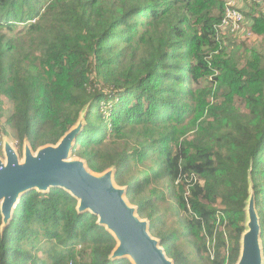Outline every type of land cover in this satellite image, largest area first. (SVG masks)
Segmentation results:
<instances>
[{"label": "trees", "instance_id": "16d2710c", "mask_svg": "<svg viewBox=\"0 0 264 264\" xmlns=\"http://www.w3.org/2000/svg\"><path fill=\"white\" fill-rule=\"evenodd\" d=\"M224 11L221 0H0L1 135L22 156L83 117L72 157L114 171L174 264H237L252 194L264 264V55L242 65L244 44L222 48ZM248 16L264 37V14ZM78 206L52 188L24 194L4 228L0 210V264H133L112 259L117 240Z\"/></svg>", "mask_w": 264, "mask_h": 264}, {"label": "water", "instance_id": "95a60500", "mask_svg": "<svg viewBox=\"0 0 264 264\" xmlns=\"http://www.w3.org/2000/svg\"><path fill=\"white\" fill-rule=\"evenodd\" d=\"M84 118L56 146H45L34 152L28 142L22 157L9 141L3 145L0 158V210L3 228L9 225L20 198L32 191L49 192L61 188L74 196L79 212H91L99 218L118 242L112 259L128 258L133 264H174L159 240L149 232V222L141 219L136 207L126 200V189L114 182V171L91 172L80 159H71L74 144L82 131ZM247 231L242 238L237 264H263L261 228L252 194L248 203Z\"/></svg>", "mask_w": 264, "mask_h": 264}, {"label": "rangeland", "instance_id": "374dc122", "mask_svg": "<svg viewBox=\"0 0 264 264\" xmlns=\"http://www.w3.org/2000/svg\"><path fill=\"white\" fill-rule=\"evenodd\" d=\"M242 12L244 14L245 17V23H244V28L247 30L248 32H251L252 35L250 37L245 36H235L234 34H232L231 32H229L228 30L225 29H221L218 32V35L216 34V40L221 41L222 42V48H224L227 52H230L233 50V46L232 43L237 44L238 46L244 44V48L240 50V52L238 53L239 56V62H241V64L243 65L245 63L246 60H248L250 58V56L252 55V53L254 52H259L261 54L264 55V37H258L256 36L253 31H252V27H251V17L248 16V14H256V15H261L264 14V5L262 6H258L255 4H252L248 1H245L243 3V5L241 6ZM247 14V16H246ZM219 36V37H218ZM199 86H208V83H203L200 84ZM237 105L240 106L239 101L237 100ZM11 108H9L10 111ZM9 111L7 112V115H9ZM5 124L2 122L1 126H4ZM0 131H1V127H0ZM11 133V131H10ZM5 141H9L12 146L17 150V143L14 142L15 140L13 139V136L11 135L10 137H4L1 135L0 133V157L3 158L4 157V153H3V145L5 143ZM18 151V150H17ZM19 153V152H18ZM20 155V154H19ZM21 156V155H20ZM22 157V156H21ZM71 159H77L76 157H72ZM204 183L203 181H200V185L202 186Z\"/></svg>", "mask_w": 264, "mask_h": 264}, {"label": "built area", "instance_id": "2783aa9c", "mask_svg": "<svg viewBox=\"0 0 264 264\" xmlns=\"http://www.w3.org/2000/svg\"><path fill=\"white\" fill-rule=\"evenodd\" d=\"M224 2L225 11L223 18L218 25V32L221 29L228 30L235 36H245L250 37L251 32L247 33V30L244 28L245 17L242 12L241 6L245 1H248L255 5L264 4V0H221ZM1 152V151H0ZM1 158V157H0ZM2 170V168H0ZM195 181H198V178H194Z\"/></svg>", "mask_w": 264, "mask_h": 264}, {"label": "clouds", "instance_id": "9594fccd", "mask_svg": "<svg viewBox=\"0 0 264 264\" xmlns=\"http://www.w3.org/2000/svg\"><path fill=\"white\" fill-rule=\"evenodd\" d=\"M2 159H4V157Z\"/></svg>", "mask_w": 264, "mask_h": 264}]
</instances>
